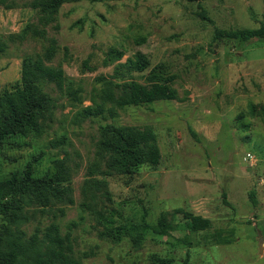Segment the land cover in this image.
<instances>
[{
  "label": "rangeland",
  "instance_id": "1",
  "mask_svg": "<svg viewBox=\"0 0 264 264\" xmlns=\"http://www.w3.org/2000/svg\"><path fill=\"white\" fill-rule=\"evenodd\" d=\"M30 2L0 7V40L7 44L0 56V94L20 81L23 57L44 46L18 37L26 24L36 23ZM55 25L58 29L47 28L58 44L50 65L61 67L73 88H80V103L50 87L57 109L49 129L39 138L4 140L0 180L22 172L34 157L40 156L35 176L66 158L74 204L64 208L63 216L58 205L46 214L36 211L22 227L27 237L36 230L41 236L56 224L61 236L71 233L74 257L82 264H264V37L220 35L264 28V0L82 1L63 4ZM111 48L124 56L105 65ZM136 53L147 57L149 67L132 73L133 79L144 83L150 70L163 66L175 76L179 101L118 110L114 121H78L77 112L91 106V96L100 88L98 78L110 79L115 66ZM83 62L89 69L83 70ZM121 72L115 81L126 79ZM108 123L151 128L160 164L104 177L100 161L92 177L105 181L106 189L93 188L84 198L88 168L98 162V130ZM176 209L209 219L211 229L187 233L182 216L173 215ZM163 213L174 229L166 236L147 232L138 249L129 237L117 243L101 237L105 229L120 225L155 226ZM214 233L231 243L213 241Z\"/></svg>",
  "mask_w": 264,
  "mask_h": 264
},
{
  "label": "trees",
  "instance_id": "2",
  "mask_svg": "<svg viewBox=\"0 0 264 264\" xmlns=\"http://www.w3.org/2000/svg\"><path fill=\"white\" fill-rule=\"evenodd\" d=\"M82 1L102 3L114 0H31L28 4L36 14V23H28L19 33L20 39L30 38L44 44L40 53L27 54L21 62L20 81L10 86L0 94V147L9 137L39 138L49 129L55 111L56 99L49 94L54 90L65 93L72 102L80 103V88H73L72 81L66 78L61 67L51 66L58 52L57 40L49 37L47 28L57 27L56 16L63 4H75ZM199 3L203 0H186ZM15 0H0V7L14 8ZM58 29V28H56ZM221 36L247 40L260 35L264 37V28L259 30H241L223 33ZM13 39V37H11ZM144 43V39L139 42ZM7 51V44L0 40V56ZM124 56L123 51L111 48L104 59L105 65H111ZM149 67L144 54L136 53L124 64L115 66L114 75L110 79L99 77V90L91 96V106L83 108L76 114L78 121L101 119L114 121L118 110L130 107L149 106L162 101H179L178 93L173 84L175 76L169 74L163 66H157L144 77V83L133 79L132 73H143ZM82 68L89 69L87 62ZM121 70L127 74L126 79L115 81ZM264 124V104L260 109ZM96 143L98 162L88 168V178L84 182L82 195L87 198L93 188L106 189L105 181H97L92 176L97 164L104 161V177L130 175L141 166L156 168L160 164L161 154L157 138L149 127L118 126L114 123L101 125ZM40 156L34 157L22 172H14L7 179L0 180V264H82L74 257L71 233L60 235L59 227L51 224L42 235L36 230L27 237L22 227L30 222L36 211L49 213L58 205L57 212L63 216L64 208L74 204L71 187V170L67 159H57L53 162V170L42 176H35L34 164ZM225 205L227 202L223 201ZM180 214L184 220L183 228L187 233H203L211 229V221L183 209H176L173 215ZM167 214H161L155 226L120 225L107 228L101 237L113 242H120L129 237L134 249L144 242L147 232L156 236H166L174 229L166 221ZM217 243L230 244L231 241L219 233L210 235ZM186 243V242H184ZM188 244V243H186ZM87 257L86 254L83 256ZM168 264L167 261H156L154 264Z\"/></svg>",
  "mask_w": 264,
  "mask_h": 264
},
{
  "label": "water",
  "instance_id": "3",
  "mask_svg": "<svg viewBox=\"0 0 264 264\" xmlns=\"http://www.w3.org/2000/svg\"><path fill=\"white\" fill-rule=\"evenodd\" d=\"M260 249L262 250V247H260Z\"/></svg>",
  "mask_w": 264,
  "mask_h": 264
}]
</instances>
